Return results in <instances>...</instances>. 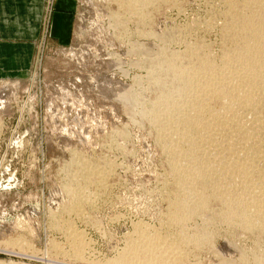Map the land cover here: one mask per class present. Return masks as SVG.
<instances>
[{
    "label": "rangeland",
    "instance_id": "374dc122",
    "mask_svg": "<svg viewBox=\"0 0 264 264\" xmlns=\"http://www.w3.org/2000/svg\"><path fill=\"white\" fill-rule=\"evenodd\" d=\"M59 1L65 0H44L45 17L42 12L31 66L26 70L30 49L28 44H22V58L19 56V60L6 61L7 66L20 65V70L0 74V88L7 89L4 99L0 101V259L6 262L24 261L26 264H45L46 261L51 264H99L94 262L101 261L100 264H103L105 260L108 262L116 257L122 246L126 245L123 236L135 230L141 234L140 231L146 226L152 227L155 233L157 229H162V222L163 228L169 225L165 222V207L169 202L167 199L173 198L169 184L172 185L176 179L171 175L165 154L159 149L158 130L152 125L150 127L138 111L128 114L129 109H124L121 99L104 97L101 82L105 84L110 80L109 86L113 88L126 85L131 89L137 82L135 77L146 76L145 68L136 65L138 55L131 53L130 48L134 40L144 44L147 41L157 44L160 40L157 37V41L154 37H142L144 34L138 35L140 37L137 39L135 33L139 32L140 26L146 30L142 28L144 31L139 33L163 26L162 30L159 29L164 31L163 34L169 30L168 34L173 35V26L177 24L179 27L175 28H185L184 25H188L186 28L195 29H192L194 33L191 38L204 40L208 45L212 43L214 58L219 59L217 49L224 26V0H169L171 3L168 0H155V4L147 9L149 14L146 13L148 18L144 21L139 20L137 14H133L134 17L128 14L121 6L122 0H70L69 6L73 11L66 41H61L60 35L51 31L55 7L67 8L65 3ZM113 15H123L115 19L128 22L125 30L121 29L122 25L118 27L121 23H115ZM197 17L200 18L199 23L206 25L213 21L216 27L211 25L213 27L203 29L205 26L197 23ZM202 19L208 22L205 24ZM176 39L174 43L171 42V48H182V42ZM101 58L107 62H104V69L97 68V63L102 62ZM144 84L148 83L145 81ZM147 98L149 96L143 97V101H147ZM178 111L172 114H176L172 116L174 122L170 126L174 130L177 115L181 114ZM170 129L167 130L170 134L175 132ZM78 155L84 159L86 166H90L87 180L78 178L83 200H80L77 208L74 207L76 209H72L68 196L62 193L54 197L53 193L61 189L69 178L77 179L79 176H73L77 173L73 159ZM85 161L90 163L86 164ZM97 170L99 174L105 173L104 180L95 177ZM104 181L107 185L102 186ZM120 183L122 189L113 191L115 184ZM210 199L212 197L204 202L207 203L205 206L212 209L220 207L216 199V203ZM190 219L186 225L195 234V228L204 225L201 221L203 217L194 215ZM234 221L233 224L216 221L210 225L212 241L193 248L183 247L181 251H187L188 255L181 264L261 262L264 258V231L243 230L239 227L238 218ZM56 224L64 225L57 227ZM68 224L70 228L76 227L78 232L81 230L83 235H80L88 242L85 249L75 252L67 245L68 241L61 233L66 232L64 228H68ZM138 225L143 227L138 229ZM52 241L59 243L58 249ZM77 252L79 256H76ZM220 253L224 256L221 262ZM24 254L33 257L25 259ZM91 259L95 261L91 262Z\"/></svg>",
    "mask_w": 264,
    "mask_h": 264
},
{
    "label": "bare ground",
    "instance_id": "6f19581e",
    "mask_svg": "<svg viewBox=\"0 0 264 264\" xmlns=\"http://www.w3.org/2000/svg\"><path fill=\"white\" fill-rule=\"evenodd\" d=\"M154 1L122 0L121 6L126 9L128 14H132V16L137 14V18L144 21L148 18L146 17L149 14L147 9L151 8L153 3L155 4ZM219 1H217L218 4ZM162 2H167V0ZM168 2L170 1L168 0ZM222 5L221 7L225 9V12L223 14L224 10L222 9V22H224L222 24L224 26L222 31L219 29L222 32L220 33L221 38L219 37L221 39L220 43L218 42L220 47L219 50L217 49L219 59L214 58L215 53H212L214 49L212 50L210 46L212 43L208 45L203 42L204 40H197L195 34L196 41L191 38L195 29L188 27L191 29L189 30L186 28L188 25H184L185 28H175V26H179L173 24L175 25H172L175 30L171 29V32L174 31L173 35L168 34L170 33L169 30H165V34H163L164 31L159 30H162L163 26L153 29L148 28L149 30L145 33H139L146 30L143 27L144 30H142L140 26L137 30L139 32L135 33L137 39L144 34L142 37H154L156 41L157 37L160 40L157 44L149 41L145 44L140 43L138 40H134L133 43L132 40L130 41L133 44L130 52H136V56L138 55L136 65L145 68L146 76H141L138 79L135 77L137 82L134 79L136 84L133 82L135 87L131 89L126 85L117 84L118 88H113L109 86L110 80L105 84L101 82L103 86L100 89H103L104 97H113L118 101L121 99L124 109H129L128 114L138 111L139 116L145 118L150 127L152 125L158 130L157 142L159 143V149L165 154L171 175L176 179L172 185L169 184L173 198L168 197L170 199H167L169 202L165 207L167 209L165 222L166 225L169 224L168 227L166 225H164L166 228L162 227V219V225L160 226L162 229L158 226L160 230L157 229L156 231L154 229L155 233L152 232V227L147 228L145 224L143 226H146V228L144 227L140 231L141 234L136 233L138 230L135 229L137 228H133L136 232L123 236V242L126 245L122 246V250L108 262L104 259L103 264L106 262L107 264H181L184 257L188 255L187 251H181L183 247L193 248V246H202L212 241L213 234L212 232L210 234L209 226H212L216 221L225 224L232 223L234 219L238 218L241 229L264 231V0H224ZM197 19V23H199L200 18L197 17ZM116 20L115 23H121L118 27L121 28L122 25L121 29L125 30V25L128 22L124 23L125 20L122 19L118 20V23ZM208 20H205V22H208ZM205 22L203 20V23ZM191 23H193L192 20ZM197 23L195 20L194 24ZM211 23L201 24V26H205L203 29H208L206 26L213 27L216 25ZM194 24L191 25L194 27ZM210 27L209 29H211ZM126 30L128 29L126 28ZM119 31L121 33V30ZM133 31L135 32V30ZM161 32L162 34H160ZM131 35L133 36L134 33ZM131 35L129 36L131 37ZM158 35L164 36L162 38ZM175 36H177V39ZM182 36H186L188 39H183ZM175 39L182 42V48H171V42L174 43ZM192 39L194 41H190ZM136 41H138L137 44H135ZM110 55L112 56L113 53H110ZM105 60L97 63L98 69L105 68ZM106 79L108 78L106 77ZM145 81L148 83L147 85L144 84ZM117 82L119 81L117 80ZM6 91V87L0 88V101L4 99L3 95ZM173 92L176 94L173 95ZM144 95L149 96L147 101H143ZM176 110H179L178 112L182 114L179 115L183 118L177 115L174 130L170 126H173L171 123L174 122L172 121V114ZM170 128L175 132L170 134V131H167ZM73 163L76 168L74 171L77 173L75 175L71 174V171L69 173L71 172L70 174L76 177L79 176L77 179L69 178V181L61 189L53 193L54 197L62 193L68 196L71 199L70 206L72 209L77 208L78 204H81L80 200L81 202L83 200L82 195H80V193L82 194L80 192L82 188L78 184L80 179L87 180V171L90 166H86L84 159L80 158L79 155L73 159ZM69 168L67 167V169ZM104 175L105 173L99 174L98 172L95 177H102L104 180ZM78 178L80 179L78 180ZM91 180L93 181V179ZM105 182L102 183V186L107 185ZM218 183H220V186ZM164 184L166 185V182ZM121 185L122 183L115 184L112 190L119 191ZM165 187L164 190L167 188ZM220 189L224 191H220ZM112 190L110 189V193ZM214 191L218 193L215 194ZM167 195L170 196V194ZM210 197H212V200L214 199L215 203L217 200L220 207L217 206L216 209H212L208 205L205 206L204 204L207 203L204 202ZM194 215L202 216L201 221L204 223L201 227L195 228L197 230L195 234L186 225ZM58 224L55 226L64 225ZM68 225V228H64L66 232L61 233V236L66 237L68 241L67 245H70L75 252L79 249H85L84 246H87L88 242L86 243L81 236L83 235L80 233L81 230L78 232L76 227L70 228L71 225ZM143 226L140 225L138 229ZM52 243L56 245L54 247L59 244L53 241ZM82 252H85V250ZM32 255L24 254L23 257L30 259L33 257ZM76 256H79L78 252ZM220 256V262L224 261L222 259L224 256L221 253ZM93 261L95 260L91 259V262ZM100 262L95 261L94 263L100 264ZM241 262L243 261L241 260ZM44 263L51 264L48 261ZM0 264L26 263L24 261L6 262L0 259ZM255 264H264V258L261 262Z\"/></svg>",
    "mask_w": 264,
    "mask_h": 264
},
{
    "label": "crops",
    "instance_id": "0c3cea01",
    "mask_svg": "<svg viewBox=\"0 0 264 264\" xmlns=\"http://www.w3.org/2000/svg\"><path fill=\"white\" fill-rule=\"evenodd\" d=\"M60 2L65 3L67 8L55 7L51 31L60 35L61 41H66L73 10L69 6L70 0L58 3ZM44 5V0H0V74L5 71L20 70V65L7 66L6 61L19 60V56L22 58V44H28L30 49L26 70L31 66V55L36 47L42 12L43 18L45 17Z\"/></svg>",
    "mask_w": 264,
    "mask_h": 264
}]
</instances>
